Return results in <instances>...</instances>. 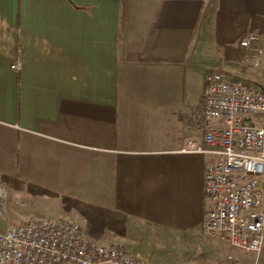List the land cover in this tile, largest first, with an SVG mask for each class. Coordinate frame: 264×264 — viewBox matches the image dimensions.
I'll return each instance as SVG.
<instances>
[{"label":"crops","instance_id":"0c3cea01","mask_svg":"<svg viewBox=\"0 0 264 264\" xmlns=\"http://www.w3.org/2000/svg\"><path fill=\"white\" fill-rule=\"evenodd\" d=\"M247 33L263 36L257 65L243 63ZM212 72L264 91V0H0V173L90 190L127 216L113 239L132 256L185 264L210 159L183 149L202 144L194 117ZM142 229L167 259L138 245Z\"/></svg>","mask_w":264,"mask_h":264},{"label":"built area","instance_id":"2783aa9c","mask_svg":"<svg viewBox=\"0 0 264 264\" xmlns=\"http://www.w3.org/2000/svg\"><path fill=\"white\" fill-rule=\"evenodd\" d=\"M263 36L247 33L239 41L256 65ZM20 61L12 69L20 70ZM195 127L202 144L183 150L208 156L202 219L206 235L220 249L259 255L264 245V91L233 75H207ZM4 196H0L1 204ZM226 264H238L228 254ZM0 264H150L118 242H100L72 220L27 219L0 230ZM196 264V263H192Z\"/></svg>","mask_w":264,"mask_h":264},{"label":"rangeland","instance_id":"374dc122","mask_svg":"<svg viewBox=\"0 0 264 264\" xmlns=\"http://www.w3.org/2000/svg\"><path fill=\"white\" fill-rule=\"evenodd\" d=\"M82 178H84V176ZM13 179L14 178L9 175L0 173V196H4L2 204L0 201L1 231L6 230L12 225L22 223L27 219L55 220L60 218L75 221L81 224L85 230V221L76 212L66 213L62 208L61 201L59 198H52L47 196H34L33 194H31L29 189L31 183L21 182ZM87 184L89 185V183ZM83 197L84 198L77 197V199L88 203L94 202L96 200L93 199V195L90 190H85ZM137 232L139 236L137 242L138 245L140 244L143 248L149 247V249H151L152 261L155 260V258H168V255H170L169 251L172 250V247L170 245H163L164 243H162V247L160 245H156L155 242H157L158 238L153 237L149 231L146 232L144 229L138 230ZM198 235L199 238L194 239L193 244L190 247V249H192L193 254L190 260L185 264H226V256L228 254H231L232 256H234L235 254L244 256L249 255L248 261L250 264H264V245L259 255H253L237 249H220V245L209 239V237L203 231V228ZM99 241L105 243H120L119 241L115 240V238L113 239V236L111 235H107ZM163 241L165 240L161 239V242ZM186 252H188V250H186ZM161 263L172 264L171 262L166 261H162Z\"/></svg>","mask_w":264,"mask_h":264},{"label":"trees","instance_id":"16d2710c","mask_svg":"<svg viewBox=\"0 0 264 264\" xmlns=\"http://www.w3.org/2000/svg\"><path fill=\"white\" fill-rule=\"evenodd\" d=\"M29 189L34 196L59 198L63 210L66 213L76 212L85 221L86 235L95 240H100L107 235H126L127 216L121 212L94 205L77 198L59 195L54 191L37 185L31 184Z\"/></svg>","mask_w":264,"mask_h":264}]
</instances>
